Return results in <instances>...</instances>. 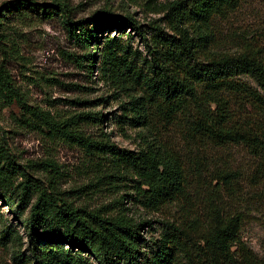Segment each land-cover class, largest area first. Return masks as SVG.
<instances>
[{
    "label": "trees",
    "instance_id": "trees-1",
    "mask_svg": "<svg viewBox=\"0 0 264 264\" xmlns=\"http://www.w3.org/2000/svg\"><path fill=\"white\" fill-rule=\"evenodd\" d=\"M144 2L162 15L163 28L153 21L145 29L129 13L107 8L76 21L61 1L46 6L18 0L0 8V28L27 11L42 17L62 13L68 35L85 48L73 62L112 89L108 99L120 101V130L128 126L140 141L128 150L107 134H85L86 127H100L107 119L99 112L62 119L28 105L0 68V109L15 106L17 126L85 150L104 185L116 195L130 191L97 210L74 206L66 192L58 191L57 172L51 171L57 176L49 178L48 192L19 171L0 128V206L13 213L26 239L25 250L12 253L13 264H91L90 259L96 264H264L242 240L247 215L236 209L244 203L236 189L238 173L217 169L209 180L204 176L208 151L242 146L254 160L247 177L254 192L248 198L264 207V188L259 189L264 184V52L253 44L223 51L216 38L215 20H226L242 0ZM131 31L143 50L132 46ZM238 77L249 78L255 88L239 84ZM172 129L184 150L165 140ZM43 166L56 167L53 161ZM126 199L149 213L171 206L181 212L169 214L160 238L149 243L140 231L150 222L129 218ZM6 221L0 213V251L22 245V235Z\"/></svg>",
    "mask_w": 264,
    "mask_h": 264
},
{
    "label": "rangeland",
    "instance_id": "rangeland-1",
    "mask_svg": "<svg viewBox=\"0 0 264 264\" xmlns=\"http://www.w3.org/2000/svg\"><path fill=\"white\" fill-rule=\"evenodd\" d=\"M46 6L55 1H61L72 9L74 20L86 19L93 12L107 8L119 15L129 13L139 24L146 26L153 21L163 28L160 21L162 15L148 8L144 0H34ZM163 3L171 0H155ZM18 3V0H0V8L7 3ZM51 10L46 7V13ZM41 14V13H40ZM0 28V68L10 77L11 84L30 106H37L48 110L53 116L68 119L79 113H101L107 119L100 127L91 125L85 128V134L97 138L107 134L112 143L119 148L135 150L139 144L137 131L128 126L121 131L117 122L122 112L120 101L109 98L113 91L94 72L89 75L87 69L78 67L72 56H83L84 49L67 33L62 21V13L51 16L37 15L24 12L23 17L10 19L2 23ZM217 46L223 51H236L243 45L253 44L261 47L264 52V0H242L240 7L226 20H215ZM166 34H170L165 30ZM127 34V32H126ZM132 46L143 50V43L134 32H129ZM125 38V37H124ZM239 84L255 88V84L246 77L235 79ZM107 98L106 102L98 105H79L84 101H96ZM235 112L237 104H233ZM18 109H0V128L5 132L8 148L13 153V161L20 172L36 179L41 187L48 192V181L51 173L57 172V188L66 192V197L74 206L86 210H97L112 205L117 196L130 193L127 189L118 195L110 186L104 185L98 179L97 168L93 165L91 155L81 148L64 142H52L42 133L20 128L13 117ZM14 115V116H13ZM167 132L165 137L176 150H184V141L173 131ZM205 156V155H204ZM206 172L204 176L209 180L217 169H228L238 173L236 189L240 203L237 210L247 215L243 224L241 236L247 247L260 259H264V207L257 201L249 200L248 195L254 192L249 187L247 177L252 169L253 159L242 146H225L212 149L206 153ZM53 161L55 169H45L42 165ZM18 178L17 182H21ZM207 180V181H208ZM216 185V182L213 183ZM264 184L259 186L263 189ZM252 190V191H250ZM251 192V193H250ZM246 194V195H244ZM244 198L246 200H244ZM204 200L203 198L201 199ZM124 207L129 209L127 216L135 222L149 221L150 225L143 226L140 231L142 237L149 243L157 241L162 233V222L169 219V214H180L179 207L171 206L161 213H149L130 199L123 200ZM231 205V202H227ZM116 206V205H115ZM181 206V205H180ZM179 211V212H178ZM0 213L5 217L6 225L12 226L22 235V245H9L0 251V264H13L12 253L24 251L26 239L24 231L17 219L6 206H0ZM117 210L109 212L116 214ZM148 246V245H146ZM91 264H96L92 259Z\"/></svg>",
    "mask_w": 264,
    "mask_h": 264
}]
</instances>
